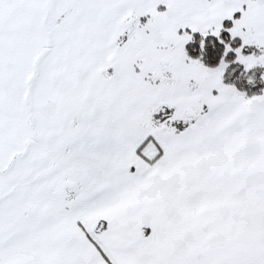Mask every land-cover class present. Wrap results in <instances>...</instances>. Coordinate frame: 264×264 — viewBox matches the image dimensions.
<instances>
[{
    "label": "snow or ice",
    "instance_id": "1",
    "mask_svg": "<svg viewBox=\"0 0 264 264\" xmlns=\"http://www.w3.org/2000/svg\"><path fill=\"white\" fill-rule=\"evenodd\" d=\"M0 264H264V0H0Z\"/></svg>",
    "mask_w": 264,
    "mask_h": 264
}]
</instances>
